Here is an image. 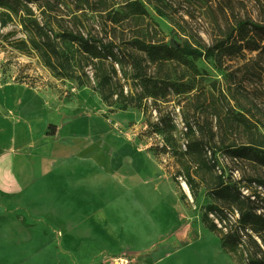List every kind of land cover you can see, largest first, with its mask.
Here are the masks:
<instances>
[{
  "label": "rangeland",
  "instance_id": "374dc122",
  "mask_svg": "<svg viewBox=\"0 0 264 264\" xmlns=\"http://www.w3.org/2000/svg\"><path fill=\"white\" fill-rule=\"evenodd\" d=\"M133 1H140L146 14L137 17L136 9L126 6V0H47L40 5L46 8L45 16L40 15L36 5L29 6L42 22L51 21V26L56 31L80 30L85 35L90 33L98 37L106 35L116 37L123 49L125 43H122V39L126 41L140 39L167 45L174 40L183 47L188 45L202 53L219 41H225L226 46L234 45L236 48L230 49L229 52L217 51L210 57H194L181 52L177 59L167 61H150L145 54L128 48L127 54H130L126 60L128 63L123 67L115 64L116 79L121 81L126 95L131 93L135 95L134 103H142V108L136 106L124 108L122 103L117 102L109 106L103 101L96 90L97 83L90 67L72 69L80 79H61L45 67L36 55L20 54L7 44L5 38L0 39V87L9 84L32 87L34 91L46 96L54 108L69 109L75 116L84 111L90 113L92 110L97 111L94 107L98 105L108 107L104 114L100 112L103 121L108 120L118 135L135 141L153 161L144 181L133 183L134 198L136 189L144 186L145 181L159 182L161 194L163 193L166 202L149 210L146 208L147 216L155 221L164 220L160 233L164 235L178 226L181 220L183 222L180 234L170 233V236L160 237L150 245L151 249L158 251L168 245V242H173V239L180 241V245H186V240L195 236L197 231L198 238L201 235L202 240L208 239L207 245L221 247L220 238L210 232L202 222L204 208L215 202L210 191L202 189L199 198L194 201L189 189L186 190L184 187L186 185L188 188L184 179L178 176L177 181L174 180L178 167L172 150L165 148V139L166 135L173 136L184 150L188 125L203 129L202 134L206 138L213 136L219 147L246 141L251 137L248 127L264 135V41H259L258 36L255 37L259 44L256 51L250 50V46H246L245 49L239 48V45L246 43L245 41L253 36L252 25H264V0ZM1 12L3 9H0ZM113 20L118 21L114 23ZM239 27L241 30H238ZM12 31H16L12 39H25L21 26L11 23L3 28L0 24L1 35H7ZM241 36H244L245 40H240ZM64 45L75 52L73 46ZM144 78L152 79L161 86L155 89L157 92L163 93L165 86L162 84L163 81L174 83L175 90L169 89L164 92L166 98L162 100L166 102L161 100L157 102L152 97L141 99L144 95L142 92L144 86L143 88L141 86ZM118 91H121V87ZM3 97L0 94V99L3 100ZM8 101L9 98L6 97V102L11 104ZM12 106L9 105V108ZM15 106L17 113L20 112V108ZM161 116L170 119L175 126L170 132H165L166 135L158 130ZM51 127L49 133H54ZM10 128L5 124V129L9 133ZM215 151L219 169L225 171L226 176L243 195L249 196L253 194L252 192L258 194L260 197L257 198L255 205L260 207L259 213L264 212V188L250 181L264 178V169L245 162L238 163L223 150ZM115 182L117 198L124 197L127 188L121 184L120 179H116ZM2 192L5 195L0 194V215L5 218L6 231L5 237H0V264H46V262L116 264L119 258H135L133 264H142L143 239L136 235L131 238L122 237L123 232L117 239H100L98 250L90 254L71 252L64 254L60 247L63 238L59 236L47 239V244L53 246L49 254L45 253V240L38 243L33 252L14 251L11 231L9 234L7 232L12 226L14 212L10 196L13 189L10 186ZM251 199H254V196ZM130 209L133 218L142 213L136 204ZM117 210V213H121L120 208ZM233 219H238V215L235 214ZM104 224L97 222L101 227ZM135 224L139 226L141 222L136 219L132 225ZM201 229L204 231L202 234L199 232ZM73 240L74 243L69 240V245L64 247L66 251L75 250L76 243L81 246L94 244L92 237ZM119 241L132 242L133 246L123 248L117 244ZM204 241L196 243L195 247L204 245ZM224 253L228 256L229 262L235 264L231 257Z\"/></svg>",
  "mask_w": 264,
  "mask_h": 264
},
{
  "label": "crops",
  "instance_id": "0c3cea01",
  "mask_svg": "<svg viewBox=\"0 0 264 264\" xmlns=\"http://www.w3.org/2000/svg\"><path fill=\"white\" fill-rule=\"evenodd\" d=\"M0 94L4 96V101L0 99V194L5 195L2 190L10 186L13 189L10 196L14 212L7 232L11 231L14 251L33 252L45 240V253L49 254L53 246L47 239L59 236L63 238V253L90 254L98 250L100 239H117L123 232L122 237L136 235L143 239L142 264H232L220 246L207 245L208 239L202 240L201 235L198 238L197 230L186 245L173 239L158 251L151 249L160 237L180 234L183 222L179 217L178 226L164 235L160 234L164 220L147 216L146 208L164 205L166 200L159 182L145 181L134 198L133 183L144 181L153 161L135 141L118 135L108 120L103 121L100 112L104 114L108 107L98 105L94 107L97 111L75 116L69 109L54 108L32 87L9 84L0 87ZM5 124L11 127L10 133ZM50 126L54 133H49ZM116 179L128 190L124 197L116 196ZM134 204L142 213L133 218L130 207ZM118 208L121 213H117ZM136 219L141 222L139 226L132 225ZM97 222L105 224L101 227ZM4 224L5 218L0 215L2 238ZM199 232L204 233L202 229ZM81 237H92L94 244L76 243L75 250H65L69 240L74 243V238ZM209 239L211 243V234ZM202 241L204 245L196 248L195 244ZM117 244L133 246L126 241ZM129 260L133 264L136 259Z\"/></svg>",
  "mask_w": 264,
  "mask_h": 264
},
{
  "label": "trees",
  "instance_id": "16d2710c",
  "mask_svg": "<svg viewBox=\"0 0 264 264\" xmlns=\"http://www.w3.org/2000/svg\"><path fill=\"white\" fill-rule=\"evenodd\" d=\"M46 1L0 0V9H3L0 13L1 27L16 23L21 26L25 35V39H12L16 35V31H12L7 35L0 34V39L6 38L7 44L20 54L36 55L45 67L61 79H80V76L76 75L72 69L90 67L97 83L96 90L109 106L119 102L124 104V108L129 106L142 108V103H134L135 95L132 93L126 95L121 81L116 79L115 64L123 67L128 63L126 61L127 56L130 55L127 54L128 48L145 54L150 61L174 60L181 52L194 57H210L217 51L228 50L229 52L230 49L236 48L234 45L226 46L225 41H219L202 53L197 49H191L188 45H185L183 49H173L162 42L122 39V43H125L123 49L116 37L111 38L107 35L98 37L90 33L85 35L80 30L56 31L51 26V21L42 22L29 6L36 5L40 15L45 16L46 8L40 5L43 4L41 2L46 3ZM126 6L135 8L137 17L146 14L140 1L126 0ZM116 21L118 20H113L114 23ZM238 30L241 28L239 27ZM251 32L253 36L246 40V43L239 45L240 49L250 46V50L256 51L259 48L256 36L259 41H264V25H252ZM240 40H245V37L241 36ZM64 44L73 46L76 49L75 52ZM162 84L165 86L163 93H160L161 91H155L161 88L157 82L144 78L141 83L142 88L144 86V91L142 89L144 95L141 99L152 97L157 102L163 101L162 99L166 98L164 92L169 89L175 90V84L167 81H163ZM119 87L121 91H118ZM174 128L170 119L160 117L159 131L166 135L165 132H170ZM248 131L251 137L246 141L219 147L213 136L206 138L202 134L203 129L188 125L185 149L182 150L177 139L167 135L165 148H170L176 159L178 169L174 180L177 181L178 176L184 179L194 201L199 198L202 189L210 191L215 202L204 208L202 222L210 232L220 238L224 252L235 264H264V212L259 213L260 207L255 205L260 196L254 192L249 196L243 195L229 180L225 171L219 169L215 157L216 149L223 150L238 163L245 162L264 169V135L251 127H248ZM250 181L264 188V178ZM253 196L254 199H251ZM235 214L238 215V219H233Z\"/></svg>",
  "mask_w": 264,
  "mask_h": 264
},
{
  "label": "water",
  "instance_id": "95a60500",
  "mask_svg": "<svg viewBox=\"0 0 264 264\" xmlns=\"http://www.w3.org/2000/svg\"><path fill=\"white\" fill-rule=\"evenodd\" d=\"M170 47L173 49H180L183 47L182 44H178L176 41L172 40L170 43Z\"/></svg>",
  "mask_w": 264,
  "mask_h": 264
},
{
  "label": "built area",
  "instance_id": "2783aa9c",
  "mask_svg": "<svg viewBox=\"0 0 264 264\" xmlns=\"http://www.w3.org/2000/svg\"><path fill=\"white\" fill-rule=\"evenodd\" d=\"M130 260L127 258H119V260H117L116 264H129Z\"/></svg>",
  "mask_w": 264,
  "mask_h": 264
},
{
  "label": "bare ground",
  "instance_id": "6f19581e",
  "mask_svg": "<svg viewBox=\"0 0 264 264\" xmlns=\"http://www.w3.org/2000/svg\"><path fill=\"white\" fill-rule=\"evenodd\" d=\"M185 189L187 190L188 188L186 187V185H184Z\"/></svg>",
  "mask_w": 264,
  "mask_h": 264
}]
</instances>
